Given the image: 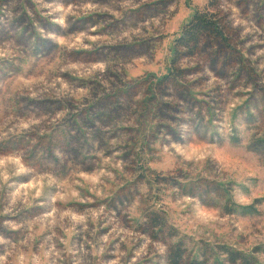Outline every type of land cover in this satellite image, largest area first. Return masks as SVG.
I'll return each instance as SVG.
<instances>
[{
    "label": "clouds",
    "instance_id": "1",
    "mask_svg": "<svg viewBox=\"0 0 264 264\" xmlns=\"http://www.w3.org/2000/svg\"><path fill=\"white\" fill-rule=\"evenodd\" d=\"M0 264H264V0H0Z\"/></svg>",
    "mask_w": 264,
    "mask_h": 264
}]
</instances>
